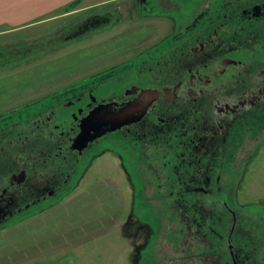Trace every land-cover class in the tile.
<instances>
[{
	"label": "flooded vegetation",
	"instance_id": "obj_1",
	"mask_svg": "<svg viewBox=\"0 0 264 264\" xmlns=\"http://www.w3.org/2000/svg\"><path fill=\"white\" fill-rule=\"evenodd\" d=\"M150 2L136 0L127 11L153 15ZM171 17L174 28L166 39L167 54L148 52L138 62L111 73L123 83L129 71L136 70L139 79L123 83L120 89L110 83L118 92L84 105L79 116L74 102L98 90L108 78L94 76L87 88L79 85L68 99L56 97L0 113V228L24 219L28 212L56 206L86 156L88 167L112 151L132 177V148L148 156L151 146L158 156L161 147L164 156L170 153L178 161L172 165L179 184L176 204L186 229L198 236L200 264H255L238 234L236 210L220 196V161L234 156L249 125L254 130L264 123V63L246 58L248 47L264 42V0H209L176 33L181 24L174 14ZM103 20L109 22L111 17ZM103 20L97 16L87 20L74 35ZM146 91L154 99L138 120L104 133L83 149L75 146L82 120L96 107L110 105L109 109L117 110ZM109 137L121 140L118 148L108 143L95 152L97 144ZM172 156L167 157L169 163ZM139 203L133 201L124 227L131 235L144 232V242L135 246L133 264H147L145 246L156 230Z\"/></svg>",
	"mask_w": 264,
	"mask_h": 264
},
{
	"label": "rangeland",
	"instance_id": "obj_2",
	"mask_svg": "<svg viewBox=\"0 0 264 264\" xmlns=\"http://www.w3.org/2000/svg\"><path fill=\"white\" fill-rule=\"evenodd\" d=\"M135 1L74 0L22 24L0 26V113L17 112L56 97L68 99L79 85L87 88L94 76L108 78L98 90L74 102L79 116L84 105L116 91L110 83L120 89L123 83L139 79L136 70L129 71L123 83L111 73L138 62L148 52L167 54L166 39L174 28L171 15L181 24L174 33L180 32L209 0H149L154 14L148 16L144 11H127ZM95 16L102 20L110 16L111 20L74 35ZM247 51L251 62L264 63V42L252 44ZM249 128L243 131L234 156L220 161V196L237 212L238 234L251 259L264 264V123ZM118 140L101 141L95 152L108 143L118 148ZM160 148L162 156L154 155L151 146L146 150L148 156L132 148V177L112 151L88 167L86 156L56 206L28 212L24 219L0 228V264H53L50 260L133 264L135 246L144 242L143 231L131 235L124 227L135 200L146 208L143 212L156 230L145 246L147 264H171L172 258L173 264H200L198 236L186 229L176 204L179 184L172 165L178 161L170 153L164 156ZM168 156H172L171 163Z\"/></svg>",
	"mask_w": 264,
	"mask_h": 264
},
{
	"label": "water",
	"instance_id": "obj_3",
	"mask_svg": "<svg viewBox=\"0 0 264 264\" xmlns=\"http://www.w3.org/2000/svg\"><path fill=\"white\" fill-rule=\"evenodd\" d=\"M153 99V95L146 91L141 98L117 110L109 109L110 105H99L82 120L81 132L76 138L75 146L83 149L90 141L104 133L138 120L145 114Z\"/></svg>",
	"mask_w": 264,
	"mask_h": 264
},
{
	"label": "crops",
	"instance_id": "obj_4",
	"mask_svg": "<svg viewBox=\"0 0 264 264\" xmlns=\"http://www.w3.org/2000/svg\"><path fill=\"white\" fill-rule=\"evenodd\" d=\"M72 1L74 0H0V26L22 24L31 17L53 13Z\"/></svg>",
	"mask_w": 264,
	"mask_h": 264
}]
</instances>
